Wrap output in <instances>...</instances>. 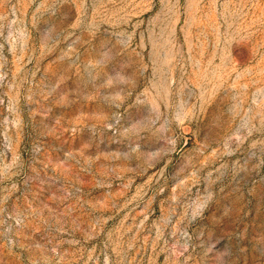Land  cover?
<instances>
[{
	"label": "rangeland",
	"instance_id": "374dc122",
	"mask_svg": "<svg viewBox=\"0 0 264 264\" xmlns=\"http://www.w3.org/2000/svg\"><path fill=\"white\" fill-rule=\"evenodd\" d=\"M0 264H264V0H0Z\"/></svg>",
	"mask_w": 264,
	"mask_h": 264
}]
</instances>
